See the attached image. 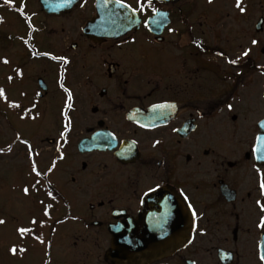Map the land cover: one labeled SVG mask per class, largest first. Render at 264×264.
<instances>
[{"label": "flooded vegetation", "instance_id": "af4514ba", "mask_svg": "<svg viewBox=\"0 0 264 264\" xmlns=\"http://www.w3.org/2000/svg\"><path fill=\"white\" fill-rule=\"evenodd\" d=\"M189 2L0 0V103L17 138L15 123H28L30 150L47 152L45 180L36 171L31 187L45 194L49 235L69 212L109 235L112 251L109 226L140 221L146 242L125 263L264 264L258 134L228 132L226 102L197 101V89L226 82L210 67L227 57L197 38ZM69 157L75 192L61 174ZM18 230L10 257L42 245ZM42 251L49 264L52 247Z\"/></svg>", "mask_w": 264, "mask_h": 264}, {"label": "rangeland", "instance_id": "374dc122", "mask_svg": "<svg viewBox=\"0 0 264 264\" xmlns=\"http://www.w3.org/2000/svg\"><path fill=\"white\" fill-rule=\"evenodd\" d=\"M187 4L195 8L197 38L210 48L218 47L227 57L220 63L211 61L210 67L220 72L223 70L227 75L226 82H219L218 90L214 87L210 91L197 89V101L211 99L226 102L225 107L228 108L231 105L228 109V132L237 131L245 139L254 137L258 134V123L264 118V28L260 33L255 30L259 19L264 18V0H239V7L237 0H190ZM244 52L248 54L245 56ZM233 60L237 63H230ZM245 61L253 63L251 70L243 71L237 66ZM196 66H199L198 62ZM2 108L5 117L0 114V220L4 223H0V264H45V252H41L43 245L39 244L31 252L21 251L20 257H10V250L17 243V229L30 227L31 218L43 220L41 213L47 205L43 200L45 194L42 188L33 189L31 181L32 173L36 171L40 173L36 177L40 181L45 180L43 163L48 155L44 151L39 154L30 150L28 123H15L20 135L17 138L12 130V110L7 104L0 103V110ZM234 115H237L236 121L232 120ZM49 118L48 112L44 119L47 121ZM72 161L75 160L69 157L70 168L67 166L65 169V164L61 174L66 177V185L75 192L76 185L71 180L74 176ZM34 166L36 171H33ZM87 206L79 204L81 211H85ZM68 207L72 212L71 205ZM56 208L52 211L55 220L65 214L59 205ZM66 220L58 231L50 232V235L49 226L41 227V234L52 247L49 264H143L144 258L126 263L110 260L109 235L89 225L87 219L83 224L72 221L70 217Z\"/></svg>", "mask_w": 264, "mask_h": 264}, {"label": "water", "instance_id": "95a60500", "mask_svg": "<svg viewBox=\"0 0 264 264\" xmlns=\"http://www.w3.org/2000/svg\"><path fill=\"white\" fill-rule=\"evenodd\" d=\"M263 25H264V19L262 18L257 25L256 28L257 32L262 31ZM263 54H264V50H263ZM259 130H260L259 135H264V120L259 123ZM258 154L259 153L256 152V156ZM258 162L264 163V160H258ZM129 224L130 221H124L117 225H112L109 227V230L113 236V250L110 251V256L112 258L127 260L128 256H133L137 253H141L142 247L140 245L144 240L140 237L138 232L136 233L135 231H133V229H137L134 225L137 223L131 221L132 230L128 229ZM151 238L152 237H149L148 240L151 241Z\"/></svg>", "mask_w": 264, "mask_h": 264}, {"label": "snow or ice", "instance_id": "6c2138e0", "mask_svg": "<svg viewBox=\"0 0 264 264\" xmlns=\"http://www.w3.org/2000/svg\"><path fill=\"white\" fill-rule=\"evenodd\" d=\"M12 0H5V3H11ZM148 6L151 7V0H148ZM237 6L239 7V0H237ZM141 10H143V6H141ZM133 11H136L135 9H133ZM152 11L154 13H157L159 16H164L166 14H163V13H158L157 12V9L153 8ZM241 11H244L243 8H241ZM153 23H158L157 20H153L152 21ZM253 43H256V41H253ZM248 53L247 52H244L243 55H247ZM53 59H56L55 57H53ZM4 63H7V60L4 61ZM230 63H237L236 60H233V61H230ZM11 79V78H9ZM4 95V92L2 89H0V96H3ZM159 107V106H157ZM229 108H231V105H229ZM254 151L259 153L257 156H256V159L257 160H264V135H258L256 137V146L254 148ZM33 171H36V168L35 166L33 167ZM37 175H40L39 172L36 173ZM260 187L262 190H264V175H262V179H261V183H260ZM27 189H25V192L27 193ZM259 203V201H258ZM262 207V210H264V205L261 206ZM195 214V213H194ZM0 223H4V221L0 220ZM33 223H35V221H33ZM259 227L261 228H264V217L261 218L260 220V224L258 225ZM21 234H24L25 232L27 231H30L29 229H24V228H21L18 230ZM11 251L13 253H15L17 250L16 248H12ZM261 259H264V256L261 257Z\"/></svg>", "mask_w": 264, "mask_h": 264}, {"label": "trees", "instance_id": "16d2710c", "mask_svg": "<svg viewBox=\"0 0 264 264\" xmlns=\"http://www.w3.org/2000/svg\"><path fill=\"white\" fill-rule=\"evenodd\" d=\"M32 234L35 236V237H38L41 239V236L37 233V232H32Z\"/></svg>", "mask_w": 264, "mask_h": 264}]
</instances>
